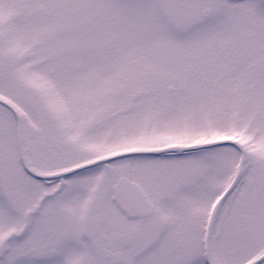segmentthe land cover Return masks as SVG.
I'll use <instances>...</instances> for the list:
<instances>
[{
    "label": "snow or ice",
    "instance_id": "obj_1",
    "mask_svg": "<svg viewBox=\"0 0 264 264\" xmlns=\"http://www.w3.org/2000/svg\"><path fill=\"white\" fill-rule=\"evenodd\" d=\"M0 264H264V0H0Z\"/></svg>",
    "mask_w": 264,
    "mask_h": 264
}]
</instances>
